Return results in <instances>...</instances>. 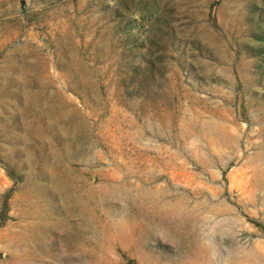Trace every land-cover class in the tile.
I'll return each instance as SVG.
<instances>
[{"label":"rangeland","instance_id":"obj_1","mask_svg":"<svg viewBox=\"0 0 264 264\" xmlns=\"http://www.w3.org/2000/svg\"><path fill=\"white\" fill-rule=\"evenodd\" d=\"M0 264H264V0H0Z\"/></svg>","mask_w":264,"mask_h":264},{"label":"trees","instance_id":"obj_2","mask_svg":"<svg viewBox=\"0 0 264 264\" xmlns=\"http://www.w3.org/2000/svg\"><path fill=\"white\" fill-rule=\"evenodd\" d=\"M256 223H257L258 225H260V226L262 225V224H260L259 222H256Z\"/></svg>","mask_w":264,"mask_h":264}]
</instances>
